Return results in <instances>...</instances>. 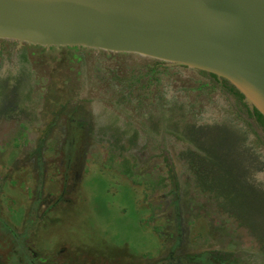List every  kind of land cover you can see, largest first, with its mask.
Returning a JSON list of instances; mask_svg holds the SVG:
<instances>
[{"label": "rangeland", "instance_id": "374dc122", "mask_svg": "<svg viewBox=\"0 0 264 264\" xmlns=\"http://www.w3.org/2000/svg\"><path fill=\"white\" fill-rule=\"evenodd\" d=\"M154 61L0 39V264H264L259 130Z\"/></svg>", "mask_w": 264, "mask_h": 264}, {"label": "water", "instance_id": "95a60500", "mask_svg": "<svg viewBox=\"0 0 264 264\" xmlns=\"http://www.w3.org/2000/svg\"><path fill=\"white\" fill-rule=\"evenodd\" d=\"M0 39L212 73L264 116V0H0Z\"/></svg>", "mask_w": 264, "mask_h": 264}, {"label": "trees", "instance_id": "16d2710c", "mask_svg": "<svg viewBox=\"0 0 264 264\" xmlns=\"http://www.w3.org/2000/svg\"><path fill=\"white\" fill-rule=\"evenodd\" d=\"M41 47V46H40ZM70 48V47H67ZM74 50H78L80 48L74 47L70 48ZM164 62L155 60L151 68H148L145 74L138 73V75H132L130 79H133V82H137L145 75H148V81L151 79L158 80V68L159 66H164ZM166 66V65H165ZM199 74L208 80L207 84H203L200 88L203 87H211L213 89H219L221 92L226 94L227 96L231 97L234 101L236 107H238L239 111L244 113L246 116L253 120V124L259 130V136L264 141V116L256 109H250L249 106L244 102V96L240 93L231 83H229L226 79H219L215 74L199 71ZM124 170L122 172L130 177L132 175L131 168L128 166L127 163L120 164Z\"/></svg>", "mask_w": 264, "mask_h": 264}, {"label": "flooded vegetation", "instance_id": "af4514ba", "mask_svg": "<svg viewBox=\"0 0 264 264\" xmlns=\"http://www.w3.org/2000/svg\"><path fill=\"white\" fill-rule=\"evenodd\" d=\"M221 80V79H220Z\"/></svg>", "mask_w": 264, "mask_h": 264}]
</instances>
